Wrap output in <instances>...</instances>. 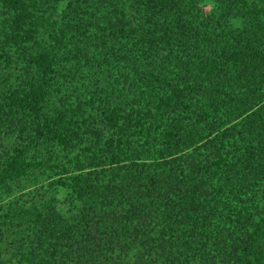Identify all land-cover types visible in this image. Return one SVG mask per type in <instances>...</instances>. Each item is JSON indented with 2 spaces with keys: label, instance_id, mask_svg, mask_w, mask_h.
I'll use <instances>...</instances> for the list:
<instances>
[{
  "label": "trees",
  "instance_id": "16d2710c",
  "mask_svg": "<svg viewBox=\"0 0 264 264\" xmlns=\"http://www.w3.org/2000/svg\"><path fill=\"white\" fill-rule=\"evenodd\" d=\"M7 238L0 264H264V0H0Z\"/></svg>",
  "mask_w": 264,
  "mask_h": 264
},
{
  "label": "rangeland",
  "instance_id": "374dc122",
  "mask_svg": "<svg viewBox=\"0 0 264 264\" xmlns=\"http://www.w3.org/2000/svg\"><path fill=\"white\" fill-rule=\"evenodd\" d=\"M201 10L204 14H209L212 10V5L205 3L201 6ZM4 143H5L4 145H12L13 140L12 141H5ZM5 148H7V147H5ZM45 177L46 176L36 175L35 177L31 176V177H29L28 180L23 181L22 184L18 188L17 197L21 198L22 200H27L33 196L34 197L38 196V194H40L42 192L40 186L41 185L44 186L46 183ZM9 239L10 238H7V239H4L2 241L0 239V250L1 251L8 253L7 252L8 251V245L7 244L9 243L8 241H10Z\"/></svg>",
  "mask_w": 264,
  "mask_h": 264
}]
</instances>
